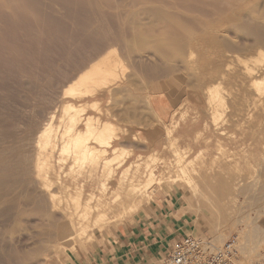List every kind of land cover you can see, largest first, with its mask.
<instances>
[{
	"label": "bare ground",
	"instance_id": "6f19581e",
	"mask_svg": "<svg viewBox=\"0 0 264 264\" xmlns=\"http://www.w3.org/2000/svg\"><path fill=\"white\" fill-rule=\"evenodd\" d=\"M91 21H95V24H89ZM87 27L90 29H86ZM212 48H222V51L208 50ZM226 52L233 56L231 60H227L226 56L230 54ZM55 59H64L67 63L61 62L64 63V68H60L63 67L60 63L58 77L56 75L57 78L54 79L58 94L51 98L53 94H50L51 88L48 87L53 85L48 82L50 85L45 87L49 93L47 90L44 92L51 95L50 102L44 101L50 95L47 98L43 96L45 103L37 102L41 104V117H21L19 112L0 116V140L7 144L5 147L0 146V220L1 217L10 216L13 208L19 206L20 214L46 221L50 227V231L45 233L46 241L49 242L47 247L23 248L25 246L14 245L13 249L9 248L8 263L11 264H50L53 255H64L75 242L84 243L91 239L93 228H102L111 223L107 219L112 207L106 200L111 196L106 192L114 193L111 197L112 203L116 202L117 207H129L130 210L123 213L127 217L141 206L140 199L146 196L145 203L151 199L150 195H143L139 190L141 186H138V173L128 178L129 171L133 166L139 168L142 165L146 171L144 182L151 185L155 179L153 169L157 162L164 160L163 155L167 153L164 150L166 135L171 133L173 127L169 126L168 131H164L159 123L168 121L157 120L155 123L163 128L161 132L155 129L157 138L153 137L150 141L140 138L141 129H125L117 122V117L123 118L122 115H127V111L121 114L119 112V116L115 112L114 118L112 110L107 107L101 109L100 99L95 98L98 93L106 91L111 95L107 103H111L113 95L124 90L120 87L122 80L131 85L135 83L132 82L133 78L138 77L146 86H141L144 91L148 90L146 88L149 85L154 90L148 91L145 99L143 98L152 108L153 104H166L162 98L165 93L155 87L161 80L166 79L178 87L184 86L204 94L207 109L215 125L225 117L224 121L230 122V127H237L240 133L243 130V134L245 129L253 128L257 124L259 113L264 111V0H0V69L19 73L27 78L25 80L33 92L31 95L35 93L37 100L41 99L40 95H44L45 87L41 82L46 79L44 74L48 76L45 72L46 66L49 62L51 66V61ZM236 66H241L239 71ZM184 71L190 75H186ZM52 73L55 74L56 70ZM9 74L7 75L12 77ZM6 81L9 82L10 79ZM40 83L43 84L42 91L40 89L43 93L36 94ZM3 85L0 84V87ZM22 85L26 86V90L30 87L25 83ZM7 86L9 84L6 89ZM135 86L133 85L134 88ZM18 87L21 89V84ZM6 89L4 88L5 91ZM10 89L8 90L12 93L13 87ZM21 90L20 95L23 94V88ZM15 95L18 96L16 92ZM131 97L134 98L133 95ZM13 102L17 103V100ZM178 106L179 104L175 108H179ZM33 107L34 105L31 106V112ZM34 108L37 113L38 107ZM175 108L168 114L169 117ZM89 109L97 114L87 113ZM128 110L131 111L130 108ZM29 111L30 108L27 112L30 114ZM129 114L131 115L130 112ZM154 115L153 113L152 116ZM183 116L184 113H181V117ZM136 125L139 126L138 123ZM153 125L148 124L149 127ZM234 136L229 135V138L233 139ZM250 139L249 143L252 144L254 152L252 155L258 156L259 164L257 167L248 164L251 182H244L243 176L232 174L231 167L234 166L235 169V166L240 165L239 161L233 166L232 163L228 166L224 164L220 171L213 174L207 173L208 171L202 173L196 169L194 176L192 171V174L188 173L187 168L192 166L193 170L195 167L201 169L204 166L203 161L199 157L187 161L186 156L176 149L173 161L182 175H176L173 180L184 182L194 197L200 196L195 210L189 204V213L214 224L231 222L233 224L230 232L236 231V221L243 226H253L254 223L249 225L254 218L252 213L255 217H260L259 213L263 214L260 219L257 218L259 220H253L255 225L252 231L257 234L253 232L251 236L257 235L259 238L254 239L259 241L256 243L264 247V243H261L264 240V193L253 199V190L258 185L261 186L260 172L264 176V142L258 133L253 134ZM217 145L221 152L222 145ZM241 145H244L243 140ZM241 151L243 160L244 152ZM131 158L133 161L121 170L123 164ZM67 161L68 168L63 173V165ZM217 163L218 159L214 157L210 168L217 167ZM98 168L103 171L100 175L102 179H99ZM137 168L135 172L138 171ZM113 169L119 171L118 178H114ZM227 169L231 170L230 173L225 171ZM83 175L84 179H80ZM200 180L204 182L202 186ZM98 181L103 196L95 195L93 188L89 186V183ZM125 183H128V187ZM247 194L251 195L255 206L252 213V206L249 204L247 211L242 209L241 203ZM239 197H243L242 202ZM257 205V208L260 206V211L256 208ZM9 216L7 217L12 218ZM120 220L113 226H119L124 221ZM248 228L251 232V227ZM223 235L217 233L215 239H211L212 242L221 244L227 238V235ZM248 237L239 240L237 248H240L239 253L242 254L245 264H254L257 262L252 263L255 248L251 249L253 245L250 246V242L254 244L255 240L252 242V237ZM256 251L258 249L255 254ZM238 263L241 264L239 261Z\"/></svg>",
	"mask_w": 264,
	"mask_h": 264
},
{
	"label": "rangeland",
	"instance_id": "374dc122",
	"mask_svg": "<svg viewBox=\"0 0 264 264\" xmlns=\"http://www.w3.org/2000/svg\"><path fill=\"white\" fill-rule=\"evenodd\" d=\"M94 22L95 21H93V23H92V21H91V22H89V24L94 25L95 24ZM88 28L89 27H87L86 29H88ZM215 49L219 52L222 51V48H215ZM215 49L212 48V49H208V50L211 51V50H215ZM226 53L230 54L228 52H226ZM231 57H233L231 54L226 56L227 60H231L230 59ZM64 59L60 60V61L55 59L54 61H51L52 67L49 66L50 62L48 63V66H46L47 69L45 70V72H46V74H48V76H45V74H44V78H46V79L45 80L42 79L41 83L44 84V87L45 86L47 87L50 84H52L54 87L50 85L48 88H51V89H49L50 94L52 92L53 95L51 94L52 95V97H51V95L48 94L49 90L45 87V88H43V92H44V90H47L48 93H47V91H45L44 95H40L42 97H40L38 95L41 99L38 98L37 100H36L37 95L34 96L35 93H34V95L33 94L31 95V93H33V92H31L32 89H31L30 84L25 80L27 78H24L19 73L15 74V73L8 72L5 69L1 68L0 74H4V75L6 74V75L5 76L0 75V79H1L0 82L6 81V80L9 81V79H10V81H9L10 83L7 81H6V83L5 82L0 83L1 85H3L5 83L4 84L5 86L4 85L1 86L3 90L0 87V89H1L0 92L2 94L4 92L3 96H1L2 94L0 93L1 94L0 95V104L3 103L2 105H0V112L2 110V113H4V114L0 113V116L1 117H2V115H8L9 116L10 114L15 115L17 112H19L18 114H21V115H19L21 117H23L25 115L26 118H29L30 116H31L30 118H36V116H37V118H40L41 114L39 113V108H40L41 104L45 103V102H43L42 99H44V97L47 98L50 95L46 100L44 99V101H47L46 103H48V102H50V97L53 99L56 96V93L58 94V88H57V85H55L56 80H54V79H56L58 77V73H59L58 70H60L58 68H59L60 63L63 62ZM57 62H58V64H56ZM64 63H67V62L64 61ZM64 63H61L60 66H63V67H60V68L65 67ZM233 63L235 64V62H233ZM55 66H56V68H55ZM53 67H54V69H53ZM236 67H238V66H236ZM240 68H241V66L238 67L237 71H239ZM50 69H51V71H49ZM55 70H56V73L55 74L52 73V72H55ZM2 71H4V73H2ZM6 72L12 74L11 75L12 77L8 76L7 75L8 73H6ZM184 73L186 75L189 74V72H187V71H184ZM190 73H191V75L193 74V72H190ZM56 75H57V77H56ZM3 76L4 77L7 76L6 79ZM1 77H3V78H1ZM52 77H53V79H52ZM50 78L52 80H50ZM13 79H15L16 82L18 81L17 84L19 83V85L16 84L15 86L14 85L12 86V84L16 83L15 80H13ZM137 79H138V77L133 78L132 82L134 81L135 83L134 84L132 83L131 84L132 86L128 85V83L127 84L124 83V80H122V83H120V87H121V89L124 88V90L122 89L123 91L122 90L117 91L118 93L116 92V94L113 95L111 103H107L108 97H111V95H109L106 91H102V92L98 93L95 96V98L100 99V101H101L100 107L102 110H104V108L106 109V107H107L108 109L114 111V112L111 111V113H113L114 118H115V112H117L116 115L119 116V114H118L119 112L121 114V113L127 111V115H122L123 118L117 117V120H118L117 122L120 123V126L124 127L125 129L133 127L135 130L139 131L140 129L143 130V129L148 128L149 127L148 124L149 125L152 124L150 121H148V118H144V114H145V116L146 115L152 116V114H153L150 105H148L145 102L144 97H145V95H147L148 91L152 92L154 90L149 85L146 88L148 90H145L146 91L145 92L144 89L141 88V86H143L144 88L146 86L144 84H142L139 81V79L138 80ZM19 81L20 82L22 81L23 83H20ZM138 81L140 83H138ZM48 82H50V84ZM51 82H53V83H51ZM24 83L27 86H30V87H27V90H26V86L22 85ZM41 83H40V88L38 89V92L36 91L37 92L36 94H38V93L42 94L43 93V92H41L42 91L41 88L43 87V84H41ZM46 83H48V84L45 85ZM8 84H9V86H7V89H6V85H8ZM20 84H21V89L23 88V94H21V95H20V93H22V90L18 87V86H20ZM135 84H137L138 88L135 86ZM133 85L135 86L136 89L133 87ZM224 85L227 87L226 84H224ZM11 86L13 87V89L15 88L14 90H17V91H14ZM155 87H157L156 89L158 91H160L161 93L174 95V97L176 98V100L179 103V106H178L179 108H175V111L173 112L175 114H173V113H172L173 115L171 114V116H170L171 118L169 117L170 119L167 120L168 122L164 121V122L159 123L160 125H162L164 127V131L165 130L168 131V128H170V127H173V129L171 131L172 134L171 133L167 134V132H166L167 143L165 145L164 150L167 153H165V155H163L164 160L157 162L154 169H153L155 179L152 180V182L153 181L154 182L151 185L149 183L150 186L148 184H146V182H144L146 179L144 177V172H146V171L143 170L144 167L142 165L139 168L133 166L129 171L128 178H131L134 174L138 173L137 174V177L139 179V181H138L139 185L138 186L139 187L141 186L139 188V190H141V193L143 195H145V194L150 195L151 201L149 200L147 203H145L146 202V196L143 197V199H140V197H139L138 199L142 200L141 206L138 207L137 210H135L134 212L130 211L131 215H129L127 217V215L125 216L123 213L127 210H130L129 207L126 208L125 207L126 205L117 207L116 202L112 203L113 198H111V197L114 196V193H112L111 191L106 192L108 195L111 196V197H108V195L106 196V197H108L106 200L109 202L110 206L112 207V210H110L111 214L108 215V219H107V221H109L111 223L104 225L102 228H99V227L93 228L91 239H87L84 243L75 242L74 246L72 248H68L67 251L64 253V255H62V254L53 255V258L51 259L50 264H107L106 258L108 257V253L110 252V249L115 245V243L118 242L117 240L120 239V235L122 233H127V232H130L131 230H133V227L136 224H138L139 220H143L146 222H152L151 227H154L157 229L158 226H161L160 223H165V222H169V226L172 227L171 222H172V220L175 219L177 221V224L175 226H173V228L175 229V231H178V232L183 231L184 235H192V236H198V237L209 238V239H215V236L217 233L221 234V235L224 234L223 236H225V237L227 235V238H225V240H223L221 242V244L217 243L216 241L213 242L217 246L222 245L224 242H226L228 240H233L235 245L237 244L236 245V247H237L238 246L237 242L239 240H242V238H247L249 236L248 238L251 239V237H252L251 235L254 232V231H252V228L255 225L254 221H256L257 218L260 219V217H262V215H263V214L259 213L258 215L260 217H255V215L252 213L253 210L255 209V206H253V199L257 198V196L261 195L260 193H264L263 192L264 191V176H263V174L260 172V175H261V177H260L261 184L260 185L261 186L258 185L257 186L258 188L256 187L257 189L253 190V193L255 196V197L253 196V199L251 198L250 194H247V197L244 198V200H243V197H239L241 202L243 200V203H241L243 206L242 207L243 211H247L248 208L250 206H252L251 207L252 210H250V212L252 211L251 216L254 218L250 220L249 225H252L254 223L253 226H246V225L243 226L240 223L238 224L236 221L235 226H236L237 232L236 231L230 232V228L233 224L231 222H227V223L218 222V223L214 224L210 220L208 221L207 219H203L201 217H196L193 214L189 213V211H187L189 204L191 205L190 208L192 210L196 209V202H197V200L200 199V196L195 195V197H194L193 193L191 191H189V188L186 187L184 182H182L180 180L179 181L173 180L176 177V175H182V173H180V171L175 167V163L173 161L174 160L173 154H174V150L176 149L177 152H181V154L184 155V157L186 156L185 159L187 161L193 160L197 157H199L201 159V161H203L204 166L201 169H198L195 167V170H193L191 168L192 166L191 167L189 166L187 168L188 173L192 174L191 173V171H192L193 172L192 175H194V176H196L195 172L197 170H199V172H202V173L203 172L206 173L208 171L207 173L213 174V173H217L218 171H220V167L223 166L224 164H226V166H228L230 163H232V166H233L235 164V162L239 161L240 162L239 166H235V169H234V166H233V168L231 167V170L232 169H233V171L236 170L235 172L232 171V174L235 173V175L237 174L239 176H243L244 182H247V181L251 182V179H250L251 178L250 177L251 171L249 169V165L257 167V166H259V164H258V156L252 155V154H254V152L252 150L253 147H252V144H250L249 142H251L250 138L253 136V134L257 135V133L261 137V141L264 142V123H262V122H264V116H263L264 111L259 113V118L257 120V124L253 128L245 129L244 133L241 134L243 132V130H241V133H240V130L237 127H234V128L230 127L232 125H230V122L224 121L225 117H222V120L219 121L217 125H215L212 122L211 115L207 109L204 94H202L201 92H197V91L192 90L190 88L187 89L184 86L178 87L166 79L161 80V83L157 84V86H155ZM4 88L6 89V91L4 90ZM10 88L12 89V93L14 94L13 99H12L13 94L8 90ZM133 88L136 91H134ZM40 89H41V91H40ZM54 89H56V90H54ZM118 89H119V87L116 88V90H118ZM7 90L9 91V93L7 92ZM5 92L7 93V95ZM15 92H16V94H18V96L15 95ZM24 92H26L27 94ZM53 92H55V93H53ZM192 92H193V94H192ZM11 94H12V96H11ZM46 94H48V95L46 96ZM125 95H126V97H125ZM130 95L131 96L133 95L134 98H132ZM136 95L137 96L139 95L138 97H140V98L136 97ZM19 96H22V97H20L21 99L19 98V100H18ZM122 96H123V98H122ZM4 97H6V98H4ZM8 97H11V99ZM26 97L30 98L31 100L27 99ZM22 98L24 101L22 100ZM141 98H142V101H141ZM15 99L17 100V103L13 102ZM25 99H27V100H25ZM10 100H12V101L10 102ZM40 100H42V102H39ZM18 102L20 104H18ZM22 102L23 103L25 102L26 104L25 103L22 104ZM30 102L33 104L31 105ZM35 102L36 103L38 102L41 104H38V103L36 104ZM139 102H141V103H139ZM13 103H16V104H13ZM135 103H136V105H135ZM10 104H11V106L9 107ZM146 104L149 106V108H148V106H146ZM3 105H4V108L2 107ZM5 105H8V106L5 107ZM18 105H21V107ZM25 105H26V107H25ZM30 105L31 106L34 105V107H38L37 113H36V108H34V107H33V112H31L32 110H31ZM123 105H125V106L122 107ZM15 106H17V107H15ZM22 107H24V108H22ZM28 107L30 108L29 112L31 115L29 113H27L29 110ZM141 107H142V109H141ZM13 108H14V110H13ZM129 108L131 109V111L128 110ZM5 109H7V110L9 109L8 111L11 113H9ZM3 110H5L6 112ZM25 110H27V111H25ZM149 110H151V111H149ZM139 111H141V112H139ZM129 112L131 113V115L129 114ZM138 112L141 113L139 116H138V114H139ZM24 113H27V114H24ZM87 113H91L93 115L97 114L96 111L91 110V109L87 110ZM132 113L133 114L135 113L134 114L135 117L134 116L132 117ZM181 113H184L183 117H181ZM34 114H37V115H34ZM27 115H28V117H27ZM110 115L111 114H109L108 117H110ZM141 116L143 117V120H141L142 119ZM227 117L229 119L228 115H227ZM136 118H137V121H135ZM230 118L233 119L232 116H230ZM176 120H177V122L175 123ZM126 121H128V122L125 123ZM135 122L138 123L139 126L136 125ZM222 122H224V124ZM220 123H222V125ZM172 124H174V126H171ZM145 125L148 127H145ZM257 125H258V127H257ZM217 127H219V128H217ZM216 130H217V133H215ZM220 132L222 134H220ZM232 134L235 136L233 139H230L229 135H232ZM140 138H142L141 135H140ZM242 140L244 141L243 146L241 145ZM171 142H172L173 146H172V144L170 145ZM0 143H1L0 146H3V147H5L7 145L6 142L3 143L2 140H0ZM217 144L222 145V149H221L222 151L221 152L218 151V149H217L218 145ZM241 150H243V152H244L243 153V157H244L243 160L241 158V155H242ZM263 150H264V148H263ZM214 157L216 159H218V163L216 164L217 167L212 169V168H210V166H211V163H212V160ZM228 158H230V159H228ZM132 161H133V158L128 160L126 163H124L121 170H123ZM68 164H69V162L67 161L63 165V169H62L63 173H66L65 171H67ZM241 166H242V168H241ZM112 168H114V166H112ZM136 168L138 169L137 172H135ZM98 169H99V173H98L99 179L100 178L102 179V176H100V175L102 174L103 171L101 168H98ZM165 170H167V171H165ZM225 171H228V169ZM225 171H223V172H225ZM230 171H228V172L230 173ZM117 172L119 173V171H117L116 169H113L112 174H113L114 178H118ZM158 173H159V175H158ZM84 175L87 176V174H84ZM84 175L80 176V179H84V177H85ZM159 178L161 179L160 181H159ZM93 179L97 180L95 178H93ZM196 180H198V179H196ZM156 182L157 183L160 182V183L157 184ZM144 183H145V185H144ZM203 183L204 182L201 181L200 186H202ZM125 184H126V187H128V183H125ZM106 185H107V181H106ZM142 185L144 187L146 186V188L142 187ZM89 186L91 188H93V192L95 195H97V196L102 195L103 196V194H102L103 192L101 191L99 181L89 183ZM106 187L108 188V185ZM124 187H125V185H124ZM245 187H247V186H245ZM142 188H144L145 190L144 189L142 190ZM150 188H152V189H150ZM84 195H87V193H84ZM251 199H252V202H251ZM246 200H247V202H246ZM248 204L250 206H248ZM132 206L133 205H130V207H132ZM16 207L19 210L16 209ZM257 207H258V205L256 206V208ZM15 209L18 211H16ZM15 209L13 208V210H12L13 212L11 211L10 216L7 215L9 217L12 216V218H8L6 216L4 218L1 217V220H0L1 224H3V222H7V221L9 222V225H8V222L4 223L6 226L4 224L0 225V233L2 234V235L0 234L1 235V237H0V257H1L0 264H11V263H8V261L10 262V258L8 256L7 251H9V248H12L14 245L15 246L16 245L17 246H25L23 248H26V246L27 247H32V246L47 247L49 245V242L46 241L45 233L47 234L50 231L49 230L50 227H48L49 225H47L46 221L36 219L33 217H27L25 215L20 214L21 208L19 206H15ZM257 209L260 211V209H261L260 206ZM263 211H264V203H263ZM14 212H16V213H14ZM18 215L20 217H18ZM258 215H256V216H258ZM14 218H15V220H14ZM6 219H7V221H5ZM119 219H121L120 221H123V220L124 221L119 226L114 227L113 225L115 224V222L118 223L117 221ZM259 219H257V220H259ZM37 224H39L40 226H38ZM7 225H8V227H7ZM248 227H251V229H250L251 232H249ZM227 229H229V230L227 231ZM247 230H248V232H247ZM253 230H254V228H253ZM212 231H214V233ZM222 231H224V232H222ZM12 232H14V233H12ZM238 232H240V233H238ZM3 233H4V237H3ZM7 234H9V235H7ZM42 234H44V235H42ZM244 234H245V236H244ZM253 234H257V233L254 232ZM35 236H37V237L34 238ZM24 237H26V238H24ZM255 237L259 238V237H257V235H254L252 237L251 240H252V242L255 240V243L253 244L250 242V246H251V244L253 245L252 246L253 248L251 247V249L255 248L254 253L251 252L252 254H254L252 263L257 261L254 264H264V247H263V245H261V247H260V245L258 246V244L256 242L259 240L254 239ZM24 239H26V240L22 241ZM33 241L38 245H36ZM31 243H32V245H29ZM261 243L263 244L264 240H262ZM255 244H257V245H255ZM3 247H4V249H3ZM258 247H260V248H258ZM239 249L240 248H237V250H238V261L241 264H245L244 260L242 259L243 258L242 254L239 253V252H241V251H239ZM257 249L259 252L256 251V254H255V250H257Z\"/></svg>",
	"mask_w": 264,
	"mask_h": 264
},
{
	"label": "crops",
	"instance_id": "0c3cea01",
	"mask_svg": "<svg viewBox=\"0 0 264 264\" xmlns=\"http://www.w3.org/2000/svg\"><path fill=\"white\" fill-rule=\"evenodd\" d=\"M162 98L166 104H153L151 108L156 119L154 116H145V118L149 117L148 121L154 125L139 131L141 137L146 138L147 141L157 138L155 129L159 132L163 131V128L155 123L156 120H168V114L179 104L174 95L163 94ZM151 224L152 222L139 220L133 230L119 234L120 239L108 253L107 264H155L159 255L184 235L183 231L178 232L173 228L177 224L175 219L171 222L172 227L169 226V222L160 223L161 226L157 229L151 227Z\"/></svg>",
	"mask_w": 264,
	"mask_h": 264
},
{
	"label": "built area",
	"instance_id": "2783aa9c",
	"mask_svg": "<svg viewBox=\"0 0 264 264\" xmlns=\"http://www.w3.org/2000/svg\"><path fill=\"white\" fill-rule=\"evenodd\" d=\"M155 264H239L238 250L233 240L217 246L209 238L183 235Z\"/></svg>",
	"mask_w": 264,
	"mask_h": 264
}]
</instances>
